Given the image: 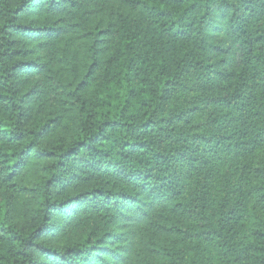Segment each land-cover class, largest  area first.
Listing matches in <instances>:
<instances>
[{
    "label": "trees",
    "instance_id": "trees-1",
    "mask_svg": "<svg viewBox=\"0 0 264 264\" xmlns=\"http://www.w3.org/2000/svg\"><path fill=\"white\" fill-rule=\"evenodd\" d=\"M0 264H264V0H0Z\"/></svg>",
    "mask_w": 264,
    "mask_h": 264
}]
</instances>
